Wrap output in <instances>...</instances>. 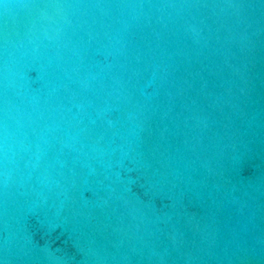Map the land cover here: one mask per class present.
Wrapping results in <instances>:
<instances>
[{"label":"water","instance_id":"1","mask_svg":"<svg viewBox=\"0 0 264 264\" xmlns=\"http://www.w3.org/2000/svg\"><path fill=\"white\" fill-rule=\"evenodd\" d=\"M0 264H264V0H0Z\"/></svg>","mask_w":264,"mask_h":264}]
</instances>
